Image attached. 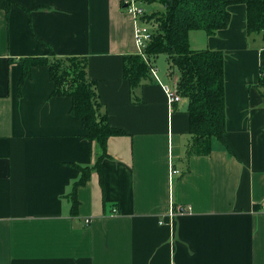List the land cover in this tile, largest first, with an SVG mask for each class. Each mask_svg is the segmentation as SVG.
Here are the masks:
<instances>
[{
  "label": "crops",
  "instance_id": "obj_1",
  "mask_svg": "<svg viewBox=\"0 0 264 264\" xmlns=\"http://www.w3.org/2000/svg\"><path fill=\"white\" fill-rule=\"evenodd\" d=\"M14 2L0 11V264H264V38L247 34L246 8L215 36L190 33L193 50L225 53L227 131L187 161V100L171 112L152 76L133 92L124 78L125 56L138 54L127 5L147 0ZM45 45L88 58L110 126L126 133L109 138L103 184L95 171L78 188L77 216V167L99 149L71 99L50 98L49 69L34 67L19 92V59L48 56Z\"/></svg>",
  "mask_w": 264,
  "mask_h": 264
},
{
  "label": "trees",
  "instance_id": "obj_2",
  "mask_svg": "<svg viewBox=\"0 0 264 264\" xmlns=\"http://www.w3.org/2000/svg\"><path fill=\"white\" fill-rule=\"evenodd\" d=\"M158 2L162 12H154L142 19L152 27V40L145 52L147 59L155 61L167 55L168 77L177 75L175 85L177 94L188 102L190 142L186 148V159L207 157L212 153L214 140L225 141L227 131L225 53L218 50H193L190 33L201 30L207 36H215L226 30L232 23L231 8L236 5L246 8V32L249 37L264 38V0H147ZM15 6L14 0H0V11L7 14ZM48 49L46 57L20 58L23 84L32 78L34 67L49 69V77L54 89L50 98H70V114L81 122L85 140L96 143L99 152L93 167H77L82 171L80 179L74 183L70 193L71 213L77 216L80 206L77 190L90 180L93 172L98 171L103 184L102 163L109 159L107 145L109 138L126 133L110 126L107 112L98 95L97 83L89 79L88 58L63 57ZM264 62V50L261 53ZM124 78L129 82L132 92L151 80V67L143 58L128 55L124 58ZM259 81L255 88L264 99V64L259 68Z\"/></svg>",
  "mask_w": 264,
  "mask_h": 264
},
{
  "label": "built area",
  "instance_id": "obj_3",
  "mask_svg": "<svg viewBox=\"0 0 264 264\" xmlns=\"http://www.w3.org/2000/svg\"><path fill=\"white\" fill-rule=\"evenodd\" d=\"M127 10H128V13L138 23V25H136V27H135V36H134V38H136L138 55H140L143 58V60L148 65V67H151V74L153 75L155 81H157V83L162 88L164 94L167 95L169 110H171V112H174L175 111L174 105L180 104L181 101H183V98L181 95L177 94L176 87H174V86H172L166 82L164 83L163 81H161L159 79L157 68H154L151 65V63L147 59V54L145 52L147 46L149 45L150 41L152 40V37H151L152 32L149 30L150 26L146 25L142 21V19L147 16V11H146V9H144L142 7L136 6L135 3L134 4L131 3V4L127 5ZM172 174L174 176L179 175L180 171H178L174 168L172 170ZM262 209L264 210V205L262 206ZM116 211H117L116 209H113V213H116ZM87 223H89V221H87Z\"/></svg>",
  "mask_w": 264,
  "mask_h": 264
},
{
  "label": "rangeland",
  "instance_id": "obj_4",
  "mask_svg": "<svg viewBox=\"0 0 264 264\" xmlns=\"http://www.w3.org/2000/svg\"><path fill=\"white\" fill-rule=\"evenodd\" d=\"M158 9H157V8ZM145 9L147 10L148 12V15H151L153 14L154 12H162L163 11V8L162 6L159 4V3H152V4H149L147 7H145ZM158 10V11H157ZM149 30L152 32L153 29L152 27H149ZM197 41V40H196ZM258 42L259 44L262 46H264V43H263V40L262 39H258ZM255 43V42H253ZM167 55H161L158 57V59H156L155 61H151V65L154 67V68H158V77L161 81H163L164 83H168L172 86L175 87V85L177 84V75H173L172 77H168V72H169V66L167 64ZM149 61V60H148ZM150 62V61H149ZM156 62V63H155ZM153 77V75H151ZM154 78V77H153Z\"/></svg>",
  "mask_w": 264,
  "mask_h": 264
}]
</instances>
